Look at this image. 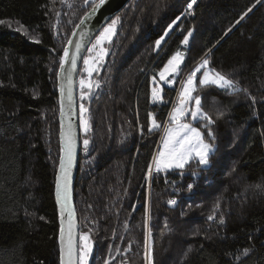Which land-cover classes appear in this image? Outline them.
<instances>
[{"label":"trees","instance_id":"1","mask_svg":"<svg viewBox=\"0 0 264 264\" xmlns=\"http://www.w3.org/2000/svg\"><path fill=\"white\" fill-rule=\"evenodd\" d=\"M190 2L130 0L105 26L117 21L91 76L84 58L100 33L83 56L77 89L81 79L92 89L84 101L77 90L78 108L90 131L87 151L80 131L74 205L79 236L92 244L88 264H264V0H196L187 12ZM89 9L84 0H0V264H59L57 73ZM177 52L175 88L207 59L240 91L197 79L193 95L214 121L194 122L212 145L208 164L148 181L176 93L163 88L152 105L151 79ZM149 113L161 125L152 133Z\"/></svg>","mask_w":264,"mask_h":264},{"label":"snow or ice","instance_id":"2","mask_svg":"<svg viewBox=\"0 0 264 264\" xmlns=\"http://www.w3.org/2000/svg\"><path fill=\"white\" fill-rule=\"evenodd\" d=\"M196 3V0H191L188 3V9H192L193 4ZM105 4V0H84V6L91 8V11L88 12L84 19L81 20V25L87 26L86 21L90 20L99 9ZM59 15V14H57ZM2 23V22H0ZM117 21L113 20L111 25L103 28V31L100 32L99 36L96 38V42L92 48L88 49L89 52H93L95 49L99 48L97 52V62L102 60L103 57L107 54L106 50L103 47L105 41H111L112 35L115 30V25ZM173 30V25L168 26V30L165 31L164 36L160 39L156 40L157 49H162V41H165L166 37H169L170 32ZM81 35H84L82 32ZM192 35V32L189 31L187 35L183 37L182 43L187 45L189 43V37ZM39 42V41H36ZM166 42V41H165ZM70 44L73 41H69ZM75 49L78 53L81 49V43L75 42ZM77 56L70 52L68 48L64 49V55L60 58L59 64L61 71L64 70L65 65L70 63L75 68ZM182 57L180 53L177 52L175 55L171 56L167 60V63L164 67L159 71V76L164 83H174L173 81L168 80L166 77L169 74H177L180 71V65L182 63ZM84 64L87 66L86 70L88 71L89 76L92 75L96 68L94 66L89 65V59H84ZM209 62L207 59L203 60V63L194 69L188 78L185 81L181 82V91L179 93V104L175 105L172 111L169 113V120L166 122V126L163 128V139H162V147L158 151V154L154 157L153 164L149 165V176L153 170V165L155 171L159 173L160 171H174V170H183L187 165H189L193 161H198L199 165L206 166L208 164V160L210 155L212 154V145L205 141V136L200 128L194 126V122L196 121H206L207 125L210 126L214 123L213 119L206 114L202 110V97L199 95H193L196 91L194 87V78L197 76V73L201 71V69L206 68ZM71 70H69V75ZM59 76L60 74L57 73ZM155 79V78H154ZM199 84L202 86H215L221 90H228L230 93L239 92L240 89L237 87L235 82L226 77L225 75L210 71L203 72V78L199 80ZM97 88L99 87V83L95 85ZM81 87V95L80 99L82 101L87 100L91 96L92 83H85L84 79L80 80ZM87 87L89 89L88 92H84L83 89ZM63 94L64 88L61 87V115L63 116L64 108H63ZM152 102H162L163 98L161 95V89L154 87L151 93ZM194 101V107H190V102ZM69 103L71 104V91L69 90ZM88 109L85 107L83 103L80 105V129L85 133V138L83 139V145L85 150L87 151L89 146V139L86 134L90 131V123L86 118V113ZM190 115L191 120L185 121V117ZM149 125L148 132L152 133L161 128V125L157 122V119L153 117L152 113L148 114ZM143 135V132L141 133ZM213 132L209 130L207 132L208 137H213ZM72 128L69 126L67 133L62 129L61 131V140L62 142L67 140V165L65 162V149L62 146L61 148V157H60V172L62 175H57L56 179V198L58 203L60 204V211H67L69 216V225H68V236H67V244H65L64 238V229L61 227V235H60V264H88V258L92 253V244L89 239L88 234H80L79 236V245H77L76 240L74 239L75 225L72 223L73 210L69 207V190H68V169L71 166L72 162ZM195 175V173H193ZM148 177H146L147 179ZM189 190H191L192 185L189 184ZM259 187V185H257ZM169 205H175L176 201L170 199L168 201ZM147 211V210H146ZM209 219H213L212 216ZM221 223H223V219H221ZM247 251L245 250V255H247ZM151 250L149 249V253Z\"/></svg>","mask_w":264,"mask_h":264},{"label":"water","instance_id":"3","mask_svg":"<svg viewBox=\"0 0 264 264\" xmlns=\"http://www.w3.org/2000/svg\"><path fill=\"white\" fill-rule=\"evenodd\" d=\"M130 0H105V4L99 9V11L90 19L86 21V27L80 25L82 19L85 18L86 14L91 11V8L83 15L80 21L77 23L73 29L65 48H68L71 53L76 54V64L73 69L70 63L65 65L63 71H61L60 66L58 69L59 76L57 75V89H58V101H59V147H60V156L58 161V168L55 177V186H54V198L58 212V250H59V264H60V235L61 227L64 229V238L65 244H67L68 236V225H69V216L68 212L65 211L63 214L60 211V204L56 198V179L57 175H62L60 172V157H61V148L62 146L65 149V162L67 165V140L63 142L61 140V131L62 129L67 133L69 126L72 128L73 138H72V162L71 166L68 169V190H69V207L73 210L72 223L75 225L74 239L79 245V223L76 215L75 205H74V182L77 174L78 163H79V153L81 148L80 143V127H79V108H78V94H77V81L78 74L80 70V64L82 62L83 56L85 55L90 44L93 42L94 38L101 32V30L126 6ZM84 35H81V33ZM69 41H73L72 44ZM75 42L81 43V49L77 53L75 49ZM64 55V53H63ZM62 55V56H63ZM69 70L71 73L69 75ZM61 87L64 88L63 94V108L64 113L61 115ZM69 90L71 91V104L69 103Z\"/></svg>","mask_w":264,"mask_h":264},{"label":"rangeland","instance_id":"4","mask_svg":"<svg viewBox=\"0 0 264 264\" xmlns=\"http://www.w3.org/2000/svg\"><path fill=\"white\" fill-rule=\"evenodd\" d=\"M175 25V24H174ZM174 25H173V27H174ZM113 36V35H112ZM95 42H96V40L94 41V44H95ZM109 41H105L104 42V44H107ZM163 42V41H162ZM104 44H103V47H104ZM93 47V46H92ZM91 47V48H92ZM104 49H105V47H104ZM99 51V48H97V49H95L93 52H89V54L87 55V56H85L86 58H84V59H89V65L90 66H94L95 68H97V66H98V64H101L103 61H104V59H105V56L103 57V59L102 60H99V62H97V52ZM107 53V52H106ZM181 57H182V55H180ZM203 63V62H202ZM202 63H200V64H198L197 65V67H199ZM83 66H84V73L87 75V76H89V74H88V71L86 70V65L85 64H83ZM181 66V65H180ZM196 67V68H197ZM195 68V69H196ZM204 71H210L209 69H208V67H206V68H203V69H201V71L200 72H198L197 73V76L194 78V87H195V84H196V80L198 79V81L200 80V79H202L203 78V72ZM211 73H214V72H211ZM177 74H169L166 78L168 79V80H170V81H173L174 80V83H168V84H166V83H164V81H162L161 79H160V76H159V74L157 75V77L154 79H151V93H152V90H153V88L154 87H156V88H159V89H161V95H162V90H163V88H170V89H173V88H175V82L177 81ZM81 79V78H80ZM186 80V78H184L183 79V81H185ZM181 82L182 81H180L179 82V84H178V86H177V88H175V90H176V93H175V97H174V103H173V106H172V108H171V110H170V112L172 111V109H173V107L175 106V105H178L179 104V93H180V91H181V87H182V85H181ZM85 83L87 84V83H89V80H86L85 81ZM87 87H85L84 89H83V91L84 92H86L87 91ZM78 90H79V97H80V95H81V87H80V84H79V87H78ZM150 101H151V104L152 105H158V104H160V102H156V103H154V102H152V99H151V96H150ZM190 107H194L195 105H194V101H192V102H190V105H189ZM189 116V121L191 120V117H190V115H188ZM188 116H186V117H188ZM79 117H80V110H79ZM185 117V118H186ZM169 120V116H168V118H167V121ZM79 125H80V119H79ZM166 126V123L164 124V127ZM163 127V128H164ZM80 131H81V133H84L81 129H80ZM162 139H163V130H162V134H161V138H160V142H159V144H158V148H157V150H156V153H155V155H154V157L158 154V151L160 150V148L162 147ZM153 161H154V158H153ZM153 161H152V164H153ZM202 166H204V165H202ZM207 166V165H206ZM153 172H156L155 171V168H154V165H153V170H152V172L151 173H153ZM160 172H169V171H160Z\"/></svg>","mask_w":264,"mask_h":264},{"label":"built area","instance_id":"5","mask_svg":"<svg viewBox=\"0 0 264 264\" xmlns=\"http://www.w3.org/2000/svg\"><path fill=\"white\" fill-rule=\"evenodd\" d=\"M186 11H187V12H191L192 9H188V7H186ZM150 175H151V174H150ZM147 179H148V181L150 180V176H149V174H148V178H147Z\"/></svg>","mask_w":264,"mask_h":264},{"label":"bare ground","instance_id":"6","mask_svg":"<svg viewBox=\"0 0 264 264\" xmlns=\"http://www.w3.org/2000/svg\"><path fill=\"white\" fill-rule=\"evenodd\" d=\"M188 5V4H187ZM187 5H186V7H187ZM78 90V89H77ZM77 93H78V91H77ZM149 174V173H148ZM152 174V173H151ZM147 177H148V175H147Z\"/></svg>","mask_w":264,"mask_h":264}]
</instances>
